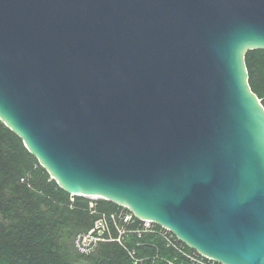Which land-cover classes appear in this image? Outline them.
<instances>
[{"label": "water", "instance_id": "water-1", "mask_svg": "<svg viewBox=\"0 0 264 264\" xmlns=\"http://www.w3.org/2000/svg\"><path fill=\"white\" fill-rule=\"evenodd\" d=\"M264 0H0V121L71 196L220 264H264Z\"/></svg>", "mask_w": 264, "mask_h": 264}, {"label": "trees", "instance_id": "trees-1", "mask_svg": "<svg viewBox=\"0 0 264 264\" xmlns=\"http://www.w3.org/2000/svg\"><path fill=\"white\" fill-rule=\"evenodd\" d=\"M245 62L251 90L264 107V51L247 52ZM117 208L102 199L64 192L0 121V264H134L132 254L136 264H167L173 259L190 264L157 234L120 236L112 223L104 241L90 253L81 252L77 239L100 219L107 221ZM116 223L132 231L140 221L135 219L131 225L118 219Z\"/></svg>", "mask_w": 264, "mask_h": 264}, {"label": "built area", "instance_id": "built-area-1", "mask_svg": "<svg viewBox=\"0 0 264 264\" xmlns=\"http://www.w3.org/2000/svg\"><path fill=\"white\" fill-rule=\"evenodd\" d=\"M92 207V205H91ZM120 219L125 224H134V220L136 218L128 209L122 206H118V208L109 215V219L102 218L96 222L95 226L89 230L87 233L81 235L76 242L78 249L83 253L92 252L99 242L104 241L103 234L107 229L108 223L114 224L119 235L126 232H135L137 235H141V233H153L162 237L168 246L174 248L179 254H181L190 264H220L214 261L211 258L203 256L194 250H187L186 245L181 243L169 230L158 226L157 224L151 221H143L140 220V224L132 231L125 230L123 227H119L116 221ZM159 227V228H158ZM117 242L120 243V239H116ZM134 260V264L137 263V259L134 254L131 255ZM167 264H179L177 259L167 261Z\"/></svg>", "mask_w": 264, "mask_h": 264}, {"label": "rangeland", "instance_id": "rangeland-1", "mask_svg": "<svg viewBox=\"0 0 264 264\" xmlns=\"http://www.w3.org/2000/svg\"><path fill=\"white\" fill-rule=\"evenodd\" d=\"M88 199H90V200H92V201L101 200V199H99V198H97V197H90V198H88Z\"/></svg>", "mask_w": 264, "mask_h": 264}]
</instances>
